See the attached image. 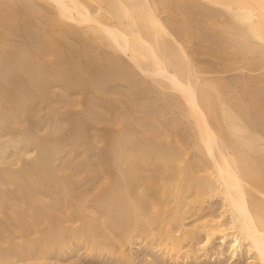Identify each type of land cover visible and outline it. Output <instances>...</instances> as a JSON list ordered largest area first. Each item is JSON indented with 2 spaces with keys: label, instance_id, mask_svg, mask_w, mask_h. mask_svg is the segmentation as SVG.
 I'll return each mask as SVG.
<instances>
[{
  "label": "bare ground",
  "instance_id": "bare-ground-1",
  "mask_svg": "<svg viewBox=\"0 0 264 264\" xmlns=\"http://www.w3.org/2000/svg\"><path fill=\"white\" fill-rule=\"evenodd\" d=\"M83 254L264 264V0H0V264Z\"/></svg>",
  "mask_w": 264,
  "mask_h": 264
},
{
  "label": "rangeland",
  "instance_id": "rangeland-1",
  "mask_svg": "<svg viewBox=\"0 0 264 264\" xmlns=\"http://www.w3.org/2000/svg\"><path fill=\"white\" fill-rule=\"evenodd\" d=\"M143 256L144 255L142 254L141 259H145ZM68 261L70 262V260H68ZM68 261H66V262L68 263ZM73 262H72L73 264H99L98 261H97V263H96V261H89V259L87 257H85V254H83L80 258L77 257V259ZM67 263L61 262L59 264H67ZM68 264H70V263H68Z\"/></svg>",
  "mask_w": 264,
  "mask_h": 264
}]
</instances>
